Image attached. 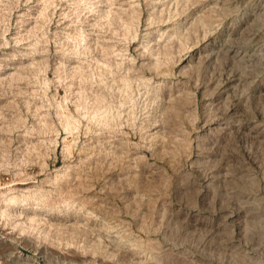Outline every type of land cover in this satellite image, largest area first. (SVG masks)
Wrapping results in <instances>:
<instances>
[{
  "label": "rangeland",
  "instance_id": "1",
  "mask_svg": "<svg viewBox=\"0 0 264 264\" xmlns=\"http://www.w3.org/2000/svg\"><path fill=\"white\" fill-rule=\"evenodd\" d=\"M0 264H264V0H0Z\"/></svg>",
  "mask_w": 264,
  "mask_h": 264
},
{
  "label": "bare ground",
  "instance_id": "2",
  "mask_svg": "<svg viewBox=\"0 0 264 264\" xmlns=\"http://www.w3.org/2000/svg\"><path fill=\"white\" fill-rule=\"evenodd\" d=\"M109 11H110V10H109ZM110 12H111V11H110ZM127 12H128V10H127ZM133 12H134V11H133ZM104 13H105V12H104ZM104 13H103V15H105L104 17H106L107 15H108V17L110 16V14H109L108 12L105 13V14H104ZM113 13H116V14H117V12H112V14H113ZM129 13H130V12H129ZM137 13H138V12H137ZM121 14H124V13H121ZM127 14H128V13H127ZM132 14L135 15L134 13H132ZM246 14H247V13H246ZM124 15H125V14H124ZM130 15H131V14H130ZM133 15H132L133 19L136 18V17H134ZM249 15H255V14L252 13V14H249ZM257 15H258V13H257ZM136 16H137V19H138V18H139V17H138V14H137ZM110 17H111V16H110ZM112 17H113V15H112ZM254 18H255V17H254ZM111 19H113V18H111ZM115 20H116V18H115ZM198 22L203 24V23H204V18H203V17L200 18V19L198 20ZM128 27H129V26H128ZM130 28H131V27L127 28L128 32L131 31ZM259 45H260V44H259ZM250 49H251V48H250ZM104 50H106V48H105ZM253 51H254V50H253ZM108 53H109V52H108ZM244 54H245V53H244ZM252 60H253V59H252ZM159 64H160L159 61H157L156 63H154V65L152 66L151 70L154 69V68H155L156 70L159 69V67H161V66H159ZM147 65H148V64H147ZM155 76H156V75H155ZM127 80H128L127 78L124 79V81H127ZM156 97H157V96H156ZM100 98H101V97H100ZM100 98H97V101H98L99 103L101 102L100 104H102L103 101H102V98H101V99H100ZM99 103H98V104H99ZM70 121H71V120H70ZM66 124H67V123H66ZM72 124H74L73 120L69 123L68 127L70 126L69 128H71V125H72ZM212 125H213V124H212ZM73 126H74V125H72V127H73ZM208 126H209V125H208ZM240 126H241V125H240ZM69 128H68V129H69ZM222 128H223V127H222ZM73 129H74V128H73ZM257 129H258L257 126L252 127V130H257ZM15 199H16V198H15ZM15 199L13 198V202L16 201ZM10 201L12 202V200H10ZM4 212H5L4 214H6V213L8 214L9 211H4ZM12 214H13V213H12ZM10 215H11V214H10ZM30 219H31V218H30ZM34 220H35V219H34Z\"/></svg>",
  "mask_w": 264,
  "mask_h": 264
}]
</instances>
